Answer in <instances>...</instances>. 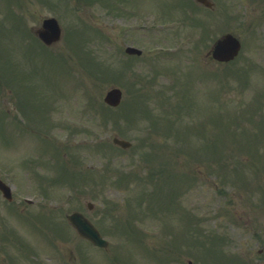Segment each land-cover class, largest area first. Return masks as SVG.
<instances>
[{"label": "rangeland", "instance_id": "obj_1", "mask_svg": "<svg viewBox=\"0 0 264 264\" xmlns=\"http://www.w3.org/2000/svg\"><path fill=\"white\" fill-rule=\"evenodd\" d=\"M102 1L88 2L79 9L81 16L89 14L94 19L89 22L76 13H62L69 23L73 18V37L56 59L48 57L33 41L23 46L19 33L0 34V43L7 37L11 41L12 75L18 86L24 85L27 110L33 112L30 118L38 117L36 111L41 109L39 118L48 128L51 119L46 120L44 114L60 108L58 117L73 125L72 131L58 129L57 133L64 147L73 143L71 154L81 165L77 170L72 158L64 162L75 175L85 177V181L79 178L74 190V204L102 229L109 242L104 251L77 239H66L61 241L62 250L72 254L75 264H188L189 260L201 264V253L207 254L203 255L206 259L216 252L202 249V243L218 236L226 242L222 251L228 256L239 253L250 264L261 263L264 239L258 237L264 235V210H255L264 207V0H233L231 6L227 3L230 0H225L219 4L229 9L220 15L223 29H231L242 43L240 57L226 64L208 61L205 55L215 35L221 34L215 31V25L212 35L202 45L197 44V49L185 41L186 49L177 51L174 42L167 43L175 38L172 29L152 39L154 32L142 26L154 20L152 6L156 0ZM122 3L124 10L140 11V15L118 18L119 12L123 13ZM24 4L29 25H37V18L45 15L61 16L45 4L43 8L37 6L34 0H24ZM110 7L116 19L111 18ZM7 10L6 21L12 23L14 17ZM191 13L195 14V9ZM192 25L200 23L193 21ZM161 42H166L161 44L166 47L174 46L175 51L153 52V43ZM60 44L51 51L65 49ZM127 45L142 49L143 57L129 58L123 52ZM85 53L98 61L104 56L108 67L104 78L86 64L83 69L80 59ZM174 53L178 55L172 56ZM78 70L83 71L77 75ZM175 70H179L183 89L195 93V105H191L189 94L187 106L179 105L182 93L171 87L176 83ZM112 86L122 90V104L110 110L104 121L102 97ZM74 88L76 96L71 103ZM168 88L171 90L161 93ZM65 110L71 116L62 117L68 114ZM82 124L85 129H80ZM113 137L132 145L127 150L117 148L111 143ZM105 141L106 152L99 143ZM32 149L35 147L30 145L13 147L11 155L19 159L23 151ZM59 167L64 168L62 162ZM118 167L120 170H116ZM84 169L89 172L83 173ZM67 187L70 185L61 189V201L70 195L72 189ZM87 202L94 205L92 210L85 209ZM67 208L71 209L69 202ZM125 209L145 211L137 217L145 229L140 231V243L119 233L116 223L104 225L105 220L112 219L107 210H115L119 216ZM178 211L184 215L179 216ZM258 250L262 252L258 254ZM224 252L218 254L226 260ZM49 253L44 250L43 259L38 261L59 264L58 252L51 253L55 258Z\"/></svg>", "mask_w": 264, "mask_h": 264}, {"label": "flooded vegetation", "instance_id": "obj_2", "mask_svg": "<svg viewBox=\"0 0 264 264\" xmlns=\"http://www.w3.org/2000/svg\"><path fill=\"white\" fill-rule=\"evenodd\" d=\"M8 46H9L8 44L0 43V67H2L3 64L5 67L4 75L0 74V95L5 93L4 103L6 104L7 107V110H5V114L9 118L7 122L4 123L2 121L3 112L0 111V129L6 125L11 127L13 126L12 123L13 117H11V112H10L12 105L13 77L11 75V57L9 55ZM0 155H1V151H0ZM14 174L16 177L14 176ZM19 185L20 183L17 181L16 169L14 168L12 163L9 162L4 163L0 161V230L2 229L5 222L11 217L12 212L18 207V200L16 198L14 200L13 190L17 189L22 194V187H20ZM9 191H11L10 200L4 197L5 195H7Z\"/></svg>", "mask_w": 264, "mask_h": 264}, {"label": "water", "instance_id": "obj_3", "mask_svg": "<svg viewBox=\"0 0 264 264\" xmlns=\"http://www.w3.org/2000/svg\"><path fill=\"white\" fill-rule=\"evenodd\" d=\"M229 39V38H228ZM230 45H226L225 42H222L220 45V50L221 53L223 55V57L221 58H227V56H231L232 54L235 53L236 49H237V44L236 42H234L233 40H229ZM120 98V92L118 90H111L108 92L107 96H106V101L111 104V105H116L119 101ZM118 143L124 147L127 146L126 143L118 141ZM76 220H78L76 218ZM83 228L86 229V231H81V233H83L84 235L90 237L93 241H96L98 243H100L101 241L99 240V238H97L95 232L93 230H91L88 226L87 223H84Z\"/></svg>", "mask_w": 264, "mask_h": 264}]
</instances>
